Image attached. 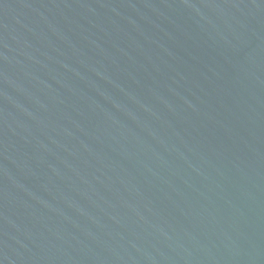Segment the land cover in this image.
Masks as SVG:
<instances>
[{
    "label": "water",
    "instance_id": "1",
    "mask_svg": "<svg viewBox=\"0 0 264 264\" xmlns=\"http://www.w3.org/2000/svg\"><path fill=\"white\" fill-rule=\"evenodd\" d=\"M0 264H264V0H0Z\"/></svg>",
    "mask_w": 264,
    "mask_h": 264
}]
</instances>
